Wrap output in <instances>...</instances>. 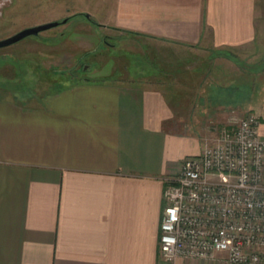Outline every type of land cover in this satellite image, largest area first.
<instances>
[{
	"label": "crops",
	"instance_id": "crops-1",
	"mask_svg": "<svg viewBox=\"0 0 264 264\" xmlns=\"http://www.w3.org/2000/svg\"><path fill=\"white\" fill-rule=\"evenodd\" d=\"M104 7L113 25L160 46L141 53V73L65 68L72 82L39 94L21 83L39 66L0 63V264H230L162 257L163 193L232 113H262L261 96L241 91L248 59L261 89L264 0Z\"/></svg>",
	"mask_w": 264,
	"mask_h": 264
},
{
	"label": "built area",
	"instance_id": "built-area-1",
	"mask_svg": "<svg viewBox=\"0 0 264 264\" xmlns=\"http://www.w3.org/2000/svg\"><path fill=\"white\" fill-rule=\"evenodd\" d=\"M258 115H231L166 179L163 258L264 264V134Z\"/></svg>",
	"mask_w": 264,
	"mask_h": 264
},
{
	"label": "rangeland",
	"instance_id": "rangeland-1",
	"mask_svg": "<svg viewBox=\"0 0 264 264\" xmlns=\"http://www.w3.org/2000/svg\"><path fill=\"white\" fill-rule=\"evenodd\" d=\"M109 1L0 0V39L25 27L67 18L66 22L42 30L37 35H30L0 47V63L3 61L17 63L25 68L39 66L40 68L35 70L37 73L33 79L23 76V82H21L27 92L39 94L50 90L49 82L52 80L55 82L53 84L55 88L61 86L62 82L71 81L73 78L68 79V75L65 74L70 67H79L84 73L96 65L107 68L126 65L135 71L141 70L145 58L141 53L151 52L155 48L159 50L160 46L157 42L142 38L133 31L113 25L108 18L109 10L104 7ZM259 48L256 50L262 55L261 73L258 75L256 72V80H260L256 83L259 87L261 86V89L256 87L258 89L255 92L251 89L252 85L249 82L254 68L247 63L253 59H248L249 61L244 63L247 86L241 93H243V99L253 97L254 93L259 94L263 99L261 105L264 107V39L259 43ZM161 52L169 51L164 48ZM27 57H31L36 63L30 59L27 60ZM255 68L257 71L258 67ZM83 72L76 75L83 76ZM244 113L238 114L236 111L232 115L242 116L245 115ZM258 113L256 115L260 119L264 117V109L262 113ZM206 126L212 129L216 124L206 122Z\"/></svg>",
	"mask_w": 264,
	"mask_h": 264
},
{
	"label": "water",
	"instance_id": "water-1",
	"mask_svg": "<svg viewBox=\"0 0 264 264\" xmlns=\"http://www.w3.org/2000/svg\"><path fill=\"white\" fill-rule=\"evenodd\" d=\"M87 16H89V13H87ZM66 21H67V18H64L61 21L53 20V21L25 27L8 37L0 39V47L12 44L30 35H37L42 30L48 29L50 27L58 25L61 22H66Z\"/></svg>",
	"mask_w": 264,
	"mask_h": 264
}]
</instances>
